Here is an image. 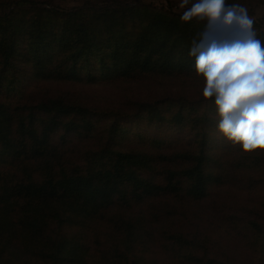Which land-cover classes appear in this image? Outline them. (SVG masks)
Listing matches in <instances>:
<instances>
[{
  "label": "trees",
  "instance_id": "obj_1",
  "mask_svg": "<svg viewBox=\"0 0 264 264\" xmlns=\"http://www.w3.org/2000/svg\"><path fill=\"white\" fill-rule=\"evenodd\" d=\"M146 1L0 0V264H264V150L211 139L214 98L123 107L89 91L202 77L188 53L207 20Z\"/></svg>",
  "mask_w": 264,
  "mask_h": 264
},
{
  "label": "clouds",
  "instance_id": "obj_2",
  "mask_svg": "<svg viewBox=\"0 0 264 264\" xmlns=\"http://www.w3.org/2000/svg\"><path fill=\"white\" fill-rule=\"evenodd\" d=\"M189 0H182L188 4ZM207 20L199 42L189 56L204 80L202 96L214 98L217 131L243 152L264 150V40L253 28V19L240 4L225 0H196L183 12L184 22ZM231 31L233 38L209 40V31Z\"/></svg>",
  "mask_w": 264,
  "mask_h": 264
},
{
  "label": "rangeland",
  "instance_id": "obj_3",
  "mask_svg": "<svg viewBox=\"0 0 264 264\" xmlns=\"http://www.w3.org/2000/svg\"><path fill=\"white\" fill-rule=\"evenodd\" d=\"M55 5L63 9H73V7L81 6L84 0H51ZM147 3L153 4L158 8H169L171 12L174 13H183L186 11L185 6H181L177 1L167 2L166 0H147ZM249 17L253 20L260 21L264 23V7L259 6L254 11L248 12ZM231 35L234 36V33L229 31ZM29 84V83H28ZM204 86L203 77H194L187 76L182 78H173V77H144V78H135L131 82H115L109 85H94L91 87L90 92L94 93L97 97H114L118 102L132 100L135 97L139 98L143 102H148L152 97H162L167 95H179L178 97H187L189 100H197L202 96V89ZM173 98V97H171ZM108 102L113 103L114 105L119 104L118 102L109 99ZM122 106L125 107V103L122 102ZM131 108V109H127ZM126 110H134L130 105L125 108ZM123 124L129 128H143L137 120H134L132 116L128 119H124ZM160 129L161 136L163 138L171 137L175 139H180L183 141L189 140L185 128L180 126H168V125H158ZM209 135L213 141L217 144L222 145L228 140L224 138L217 129L209 132ZM257 191L259 194L264 196V186L260 187ZM244 200L242 199V203ZM261 202L260 199H255L254 203Z\"/></svg>",
  "mask_w": 264,
  "mask_h": 264
}]
</instances>
